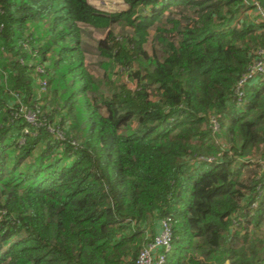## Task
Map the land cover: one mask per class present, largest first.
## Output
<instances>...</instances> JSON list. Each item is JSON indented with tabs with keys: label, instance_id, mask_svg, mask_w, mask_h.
Wrapping results in <instances>:
<instances>
[{
	"label": "trees",
	"instance_id": "trees-1",
	"mask_svg": "<svg viewBox=\"0 0 264 264\" xmlns=\"http://www.w3.org/2000/svg\"><path fill=\"white\" fill-rule=\"evenodd\" d=\"M90 1L0 0V264H264V0Z\"/></svg>",
	"mask_w": 264,
	"mask_h": 264
},
{
	"label": "rangeland",
	"instance_id": "rangeland-1",
	"mask_svg": "<svg viewBox=\"0 0 264 264\" xmlns=\"http://www.w3.org/2000/svg\"><path fill=\"white\" fill-rule=\"evenodd\" d=\"M91 4L98 10L108 13L120 12L127 9L126 4L122 0H91ZM255 16V14H254ZM261 23V21H259ZM159 25V24H158ZM155 24L150 31L149 42L145 45L146 50L152 53V50L157 43L154 39L156 32L155 28L158 26ZM84 30V43L86 47V63L90 73L95 77L96 81L101 85L100 92L104 95L109 94L110 87L113 83L117 81L130 83V78L126 74H120L118 69H109L106 72V69L103 65V59L100 57V54L97 50L98 41L102 40L106 32L97 31L95 29L82 26ZM126 32L132 33L131 30L122 31L120 28H115V33L119 38H122ZM159 50V49H158ZM39 71V70H38ZM44 85L40 87V90L43 92ZM27 119L30 122H36L34 115H27ZM230 264V263H225Z\"/></svg>",
	"mask_w": 264,
	"mask_h": 264
},
{
	"label": "built area",
	"instance_id": "built-area-1",
	"mask_svg": "<svg viewBox=\"0 0 264 264\" xmlns=\"http://www.w3.org/2000/svg\"><path fill=\"white\" fill-rule=\"evenodd\" d=\"M256 74L264 76V62L255 64L250 74L244 79V82L255 77ZM43 85L45 87V83ZM253 206L255 207V205ZM172 240L171 221L169 219L163 220L158 235H156L154 240L149 242L147 247L141 251L136 264H165L167 254L172 249ZM159 251H161V253H159Z\"/></svg>",
	"mask_w": 264,
	"mask_h": 264
}]
</instances>
